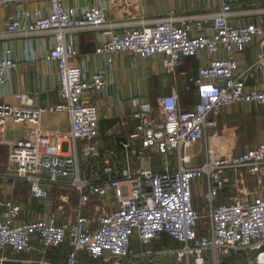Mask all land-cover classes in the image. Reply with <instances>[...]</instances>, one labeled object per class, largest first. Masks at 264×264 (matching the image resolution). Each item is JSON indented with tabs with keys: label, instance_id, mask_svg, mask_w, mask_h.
<instances>
[{
	"label": "built area",
	"instance_id": "1",
	"mask_svg": "<svg viewBox=\"0 0 264 264\" xmlns=\"http://www.w3.org/2000/svg\"><path fill=\"white\" fill-rule=\"evenodd\" d=\"M23 1L0 0V7ZM48 1L49 13L26 10L10 20L6 33L52 35L45 59L58 65L61 103L51 109L69 115L70 130L43 131L45 109L27 93H16V104L0 102L1 133L10 121L27 128L21 139H1L8 156L0 180L26 183L30 199L38 202L37 210L23 216L20 202L0 198V264H81V254L94 264H133L150 255L174 256L186 264H264V195L241 182L243 170L256 174L264 166V141L233 154L218 120L230 104H264V50L252 64L241 66L238 59L257 38L264 46V24L235 26L230 1L209 0L220 2L216 11L171 9L144 27L111 34L96 49L109 64L121 53L161 54L167 73L176 75L186 58L206 53L207 62L187 77L186 89L195 88L199 99L192 109H184L172 91L159 99L156 111L139 110L134 129L104 149L100 111L89 96L106 86L105 73H87L75 62L78 50L70 37L106 26V10L92 5L80 14L63 0ZM221 50L225 58H210ZM16 66L0 56V86ZM196 144L203 160L193 165L189 148ZM198 180L206 187L205 214L193 202ZM229 185L234 188L229 200L217 204ZM163 235L181 245L133 248L134 241L147 246ZM54 251L65 259H52Z\"/></svg>",
	"mask_w": 264,
	"mask_h": 264
},
{
	"label": "crops",
	"instance_id": "2",
	"mask_svg": "<svg viewBox=\"0 0 264 264\" xmlns=\"http://www.w3.org/2000/svg\"><path fill=\"white\" fill-rule=\"evenodd\" d=\"M233 5L230 23L235 26L264 24V0H228ZM66 6L84 13L92 5L102 6L106 10L107 25L96 29H86L71 33L78 50L75 62L87 73L102 70L106 77V86L90 95V99L100 111V145L104 149L114 147L119 139L134 129L135 115L144 108L157 110L159 99L177 91L184 109H192L199 101L196 89L187 90L189 75H196L198 68L207 61L206 53L200 58L190 57L184 60L176 75L167 73L164 57L156 54L152 57L141 55L129 56L121 53L109 64L104 55L96 53L97 47L111 34L122 33L131 28H141L164 17L171 9L177 13H201L216 11L220 2L209 0H63ZM39 9L49 13L48 0H25L23 2L0 7V56L10 57L16 63L4 84L0 86V102L16 104V93H27L35 97V104L45 110L41 116L43 131L49 134L66 133L70 130L69 115L52 110L61 103L58 91V65L45 59V54L53 45L51 34L8 35L7 25L12 18L23 17L26 10ZM264 50L261 39L257 38L244 53L238 55L241 66L252 64L258 54ZM221 50L210 58H225ZM182 72H186V75ZM219 132L233 154L244 152L248 147L264 141V104L233 103L223 109L218 116ZM27 135L24 124L10 121L3 133L0 132V168L7 161L6 143L21 139ZM200 145H193V147ZM193 165L202 162L201 149L193 152ZM241 182L248 191L264 195V166L256 174L246 170L241 172ZM252 183V184H251ZM248 186V187H247ZM233 190L227 188L217 198V204L227 202ZM0 198H11L24 206L23 216L27 211L38 209V202L29 197V187L22 181L9 182L0 180ZM194 206L201 213L208 211L204 180L193 185ZM54 207H51V211ZM1 213V209H0ZM143 247L138 241L133 248ZM61 251H67L62 247ZM59 252L64 260L65 256ZM51 258H59L56 251L50 252ZM82 255V254H81ZM22 256V255H21Z\"/></svg>",
	"mask_w": 264,
	"mask_h": 264
},
{
	"label": "rangeland",
	"instance_id": "3",
	"mask_svg": "<svg viewBox=\"0 0 264 264\" xmlns=\"http://www.w3.org/2000/svg\"><path fill=\"white\" fill-rule=\"evenodd\" d=\"M199 149H201V146H197V147L192 146L191 148H189V151L193 153L194 151L199 150ZM228 187L230 188V190L234 189L230 185ZM247 190H249V189L247 188ZM69 194L73 195L72 193H69ZM203 225H204V223L202 224V226ZM164 243L169 247H177V245H174L173 244L174 242H172V241L160 242V244H159L155 240V241H151L149 243V245H147V246L139 247V249H137V250L139 252L147 251V250L157 251ZM80 259H81V264H94L92 262V260L90 258H88L85 254L80 255ZM230 262L231 263H229V264H246L245 262H236L234 260H231ZM133 264H186V262L185 261H179L174 256H165V257H162V258L160 257L157 259L153 255H150V256H143V257L141 256L140 258L136 259Z\"/></svg>",
	"mask_w": 264,
	"mask_h": 264
},
{
	"label": "trees",
	"instance_id": "4",
	"mask_svg": "<svg viewBox=\"0 0 264 264\" xmlns=\"http://www.w3.org/2000/svg\"><path fill=\"white\" fill-rule=\"evenodd\" d=\"M154 241H155V240H154ZM159 241H160V242H169V241H172V242H174V243H173L174 245H177V246L181 245V243L175 241L173 238H171V237H169V236H167V235H163L162 238H160L159 240H156V242H158V243L160 244ZM164 244H165V243H164Z\"/></svg>",
	"mask_w": 264,
	"mask_h": 264
},
{
	"label": "water",
	"instance_id": "5",
	"mask_svg": "<svg viewBox=\"0 0 264 264\" xmlns=\"http://www.w3.org/2000/svg\"><path fill=\"white\" fill-rule=\"evenodd\" d=\"M229 263H231V262L227 261V260H224V261L221 262V264H229Z\"/></svg>",
	"mask_w": 264,
	"mask_h": 264
}]
</instances>
